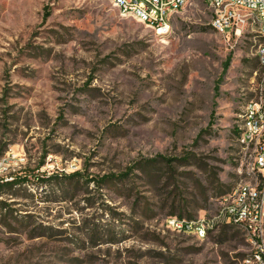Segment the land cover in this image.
<instances>
[{
  "label": "rangeland",
  "instance_id": "obj_1",
  "mask_svg": "<svg viewBox=\"0 0 264 264\" xmlns=\"http://www.w3.org/2000/svg\"><path fill=\"white\" fill-rule=\"evenodd\" d=\"M213 17L189 0L158 37L108 0H0V264H257L236 227H167L244 179L256 32Z\"/></svg>",
  "mask_w": 264,
  "mask_h": 264
},
{
  "label": "built area",
  "instance_id": "obj_2",
  "mask_svg": "<svg viewBox=\"0 0 264 264\" xmlns=\"http://www.w3.org/2000/svg\"><path fill=\"white\" fill-rule=\"evenodd\" d=\"M122 14L128 15L150 29L156 36L171 33L174 16L189 0H108ZM213 12L212 26L236 38L251 28L256 32L258 69L250 85V97L238 115L236 144L238 166L244 176L220 203L211 218L185 219L172 217L167 227L177 234H191L206 239L220 226L236 227L256 247L254 258L264 264V0H208Z\"/></svg>",
  "mask_w": 264,
  "mask_h": 264
},
{
  "label": "trees",
  "instance_id": "obj_3",
  "mask_svg": "<svg viewBox=\"0 0 264 264\" xmlns=\"http://www.w3.org/2000/svg\"><path fill=\"white\" fill-rule=\"evenodd\" d=\"M257 61V60H256ZM257 66H258V62H257ZM258 69V68H257ZM236 133H237V131H236ZM164 160V159H163ZM168 163L170 162V161H167ZM155 163V162H154ZM144 164L145 165H153V162L152 161H147V162H144ZM67 178H69V179H71L72 178V180H73V182L74 181H76V183H78L79 184V182H80V180H81V178H80V173H75V174H73V175H71V176H69V177H67ZM117 179V180H119L120 182H123V180L122 179H120V177H115V176H113V177H111V178H105L104 179V181H107V180H109V181H113V179ZM111 179V180H110ZM9 184H12V183H9V182H0V187H2V186H4V185H9Z\"/></svg>",
  "mask_w": 264,
  "mask_h": 264
}]
</instances>
